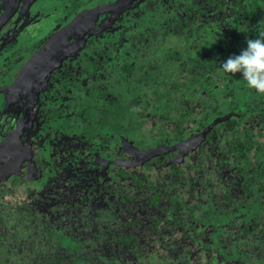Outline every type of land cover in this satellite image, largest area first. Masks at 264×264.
Instances as JSON below:
<instances>
[{"label": "flooded vegetation", "instance_id": "obj_1", "mask_svg": "<svg viewBox=\"0 0 264 264\" xmlns=\"http://www.w3.org/2000/svg\"><path fill=\"white\" fill-rule=\"evenodd\" d=\"M232 1L0 0V264H264V94L175 40Z\"/></svg>", "mask_w": 264, "mask_h": 264}, {"label": "trees", "instance_id": "obj_2", "mask_svg": "<svg viewBox=\"0 0 264 264\" xmlns=\"http://www.w3.org/2000/svg\"><path fill=\"white\" fill-rule=\"evenodd\" d=\"M231 4L233 12L223 14L221 19L216 20L217 25L216 21L215 24L213 22L207 23L205 28L194 25L197 28L192 26L191 30L183 29L184 33H179L178 37L175 35L177 37L175 40H202L199 51L206 53L208 58L214 56L215 52L220 53L221 56L218 61L222 65L230 56L239 54L242 49L246 48L248 39L255 38L264 32V0L232 1ZM175 69L179 71L180 68H177L175 64ZM218 71L220 78H225L223 82L225 86L234 88L235 92L247 97L248 88L240 73L234 75L225 73L221 66ZM220 102L224 112L228 103L225 99H221ZM250 102L256 104L254 108L264 109L262 103H257L256 100L252 102V99Z\"/></svg>", "mask_w": 264, "mask_h": 264}, {"label": "clouds", "instance_id": "obj_3", "mask_svg": "<svg viewBox=\"0 0 264 264\" xmlns=\"http://www.w3.org/2000/svg\"><path fill=\"white\" fill-rule=\"evenodd\" d=\"M225 73H240L248 89L264 94V32L247 40L246 48L221 65Z\"/></svg>", "mask_w": 264, "mask_h": 264}, {"label": "rangeland", "instance_id": "obj_4", "mask_svg": "<svg viewBox=\"0 0 264 264\" xmlns=\"http://www.w3.org/2000/svg\"><path fill=\"white\" fill-rule=\"evenodd\" d=\"M37 11V10H36ZM12 35H14V34H12ZM12 35H10L8 38H10ZM25 35H26V32H23L21 35H20V37L21 38H25ZM28 43V42H27ZM36 185V184H35ZM34 185V186H35ZM28 186V185H27ZM38 186L36 185L35 186V188H37ZM26 188V187H25ZM25 195V191H23V192H19V196H24Z\"/></svg>", "mask_w": 264, "mask_h": 264}]
</instances>
